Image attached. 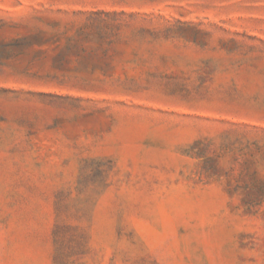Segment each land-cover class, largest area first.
<instances>
[{
	"label": "rangeland",
	"instance_id": "374dc122",
	"mask_svg": "<svg viewBox=\"0 0 264 264\" xmlns=\"http://www.w3.org/2000/svg\"><path fill=\"white\" fill-rule=\"evenodd\" d=\"M0 264H264V0H0Z\"/></svg>",
	"mask_w": 264,
	"mask_h": 264
}]
</instances>
